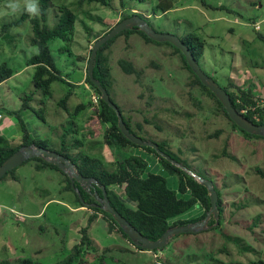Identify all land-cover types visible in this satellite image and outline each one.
Wrapping results in <instances>:
<instances>
[{
  "label": "rangeland",
  "instance_id": "1",
  "mask_svg": "<svg viewBox=\"0 0 264 264\" xmlns=\"http://www.w3.org/2000/svg\"><path fill=\"white\" fill-rule=\"evenodd\" d=\"M60 1L76 14L71 55H57L56 49L61 45L58 40L50 41L48 47L61 79L72 83L80 76V60L76 56L83 55L88 62L90 47L87 42L115 24L120 8L117 0H112L110 7L98 4L75 6V0ZM125 1L127 7L134 8L132 12L139 13L157 33L176 37L187 33L197 35L204 42L203 54L198 61L204 73L220 86H226L231 80L242 89L251 87L252 95L259 99L256 102L264 101V41L259 38V35L264 38V0H204L211 8L202 7L196 0H171L172 8L165 13L158 10L152 13L156 0ZM7 2L0 0V64H6L15 72L24 67L26 60L36 51L28 43L31 36L29 24L24 21L17 27L1 28L21 14L29 18L34 16L24 11L5 15ZM218 6H223L224 10L216 9ZM254 22H259L260 31L254 30ZM54 23V11L50 8L46 25L51 27ZM109 50L110 97L121 109L131 112L124 113L122 109L126 122L127 118L149 122L139 131L132 127V120L127 122L128 126L144 139L168 150L194 174H200L217 185L223 197V227L220 225L219 231L179 234L154 255L139 251L114 230L109 232L107 221L102 217L98 216L88 224L91 211L84 206L74 209L73 194L62 190L61 175L49 169L35 170L36 163L27 161L16 168L12 175L14 180L9 176L0 180V259L28 258L41 264L56 263L77 243L79 230L86 228L92 247L97 252H105L107 264H249L259 259L264 262V178L255 172L264 169V140H244L237 132L231 134L228 142L226 133L219 134L218 139L207 140L205 134L216 129L228 132V124L207 110L208 99L194 92L192 96L201 99L200 106L204 111L193 108L187 100L185 87L190 74L168 45L144 44L136 35L126 40L118 36ZM121 59L141 71L138 83L134 82L133 75H125L119 69L117 61ZM32 73L33 69L28 68L17 78L0 85V101L8 108L6 110L15 111L25 101L33 109L39 108L44 113L42 117L46 112V126L50 127L47 132H43L42 127L35 130L31 124L36 118L33 113L27 110L18 113L32 139L45 140L53 146L63 128L68 134L67 141L72 137L79 138L80 118L90 111L86 109L78 113L74 122L77 129L73 128L66 123L65 112L62 114L57 106L67 86L59 81L52 83L50 99L42 100L36 93L29 96L33 90ZM76 89L80 97L76 98V92L72 98L82 102L89 99L91 91L87 94L81 87ZM39 100L44 106L37 102ZM70 101L76 103L75 99ZM11 117L5 115L0 124L9 119L18 134L16 121ZM74 129L75 133L72 132ZM33 131H38L39 137ZM17 134L10 139L15 140ZM91 139L100 142L98 137ZM226 142L225 156L220 157ZM88 146L84 145L82 151L101 159L110 169L111 151L100 144L91 149ZM138 152L132 150L133 154ZM142 157L148 160L147 172L159 174L166 180L168 188L175 189L174 176L163 171L155 161ZM196 210L194 208L177 218L191 219Z\"/></svg>",
  "mask_w": 264,
  "mask_h": 264
},
{
  "label": "trees",
  "instance_id": "2",
  "mask_svg": "<svg viewBox=\"0 0 264 264\" xmlns=\"http://www.w3.org/2000/svg\"><path fill=\"white\" fill-rule=\"evenodd\" d=\"M129 1L140 3L147 2L148 0H128V2ZM196 1H198L202 7L211 8L204 2V0ZM111 2L112 0H75L73 4L75 6H80L82 4H98L102 7H110ZM117 2L120 8L119 18L117 21L133 15H138L139 17H141L139 13L132 12V10H135L134 8L127 7V2L125 0H117ZM38 4L40 9L39 15L29 18L26 14H21L17 19L4 24L1 28L2 30H5L6 28L17 27L20 26L24 21H28L31 31V36L28 39V43L36 50L35 53L32 54L25 62L26 66H31L33 69L31 77V85L33 90L32 92H30L29 96H31V93H36L41 95L40 98L42 100L50 99L52 95L50 85L52 84V82L59 81L66 85L67 90L58 100L57 106L64 108L62 110H64L66 114L68 124H70L73 128L76 127L74 124L75 115L82 112L83 110L91 108V115L88 119L97 122V129L95 128L92 131H89V135L90 138L98 137L100 142H98L97 144H100L105 149H109L111 151L110 153L112 159L111 161H109L108 165L110 169H107L104 166V163H102L103 161L101 159L91 157L87 153L83 152L82 149L84 147V144L83 141H80L79 138H72V141H67L68 134L66 130L63 135L59 137V141L54 143L53 146L47 144L44 140L30 139L26 127L23 124V121L20 119L18 113L20 111L28 110L33 113L40 121L42 120L43 114L39 108L35 110L25 101L21 103L17 110L7 112V114L11 115L16 121L20 135L19 141L14 144L9 143L6 139L0 136V164L17 148L21 146H27L29 144H34L43 149L53 151L57 154L62 155L73 164L74 169L80 176L84 178H92L98 183V185L102 186L104 188L105 195L110 206L136 231L150 240L157 239L167 228L171 226L184 225L203 219L206 211L209 209V201L205 189L198 185L193 180V178H191L185 172L181 171L177 167L171 165L169 162L161 158L152 148L135 146L126 138H124L116 127V116L114 111L100 100V95L97 88L89 81L86 74L84 77V83L86 85L87 94L90 91L93 92L98 99V104L96 106H93L89 98L88 100L80 102L75 106L68 107L67 100L69 98V88H74V86L67 85L64 80L61 79L58 71L56 70L57 68L55 66L54 57H52L50 54L48 44L52 40H58L60 41L61 45L56 49L57 55L60 57L71 55L70 46L72 42L73 26L74 22L76 21V14L71 11L64 4V2H61L60 0H38ZM50 8L53 9L55 18V23L51 27L46 25L47 11ZM171 8V0H156V3L152 8V13H154L156 10H158L160 13H165ZM215 8L224 10L223 6H218ZM96 21L101 22L99 19H97ZM111 27L112 26L107 27L106 31ZM105 32L94 36L91 40L88 41V43H93L99 36H101ZM131 34H136L145 43L165 44L171 47L173 49V53H175L179 57L182 67L190 74V78L188 82L185 83V87L187 88V100L192 104L193 108L199 112L204 111V109L200 106L201 99L193 97L192 92L197 94V96L200 95L201 98L203 95V98L208 99L209 105L207 107V110H209V112L214 116L216 115L215 117H221L222 119L226 120L228 124V132L216 129L212 133L210 132L208 134H205L207 140L218 139L219 134L226 133V141L228 142V139H231V134L236 132L240 134L244 140H264V137L253 136L244 132L243 130L238 128L230 119L227 118L224 109L221 107L215 97L205 87H203L198 82L196 77L190 72L181 53L177 49H175L168 43L153 42L148 39L143 33L135 29L123 31L103 44L96 52L95 65L92 71L93 78L97 80L102 88L106 91L109 96V100L118 109L122 122L131 134L140 138L144 142L155 144L159 151L169 156L176 163L181 164L189 169L184 163H182L179 159L173 157V155H171V153L168 150L164 149L161 145H158L151 140H146L138 133L132 131V129L127 124V122L131 123L132 119L127 118L126 122V120L123 118L121 107L116 105V103L110 97V67L108 65L109 59L106 52L109 50L113 41L118 36L128 38V36ZM178 38L183 43V45L188 48L194 61L198 64V61L203 54V40L194 33H187L179 36ZM259 38L264 41V38L261 35H259ZM90 45L91 44H89V46ZM76 57L81 61V58L79 56ZM117 66L125 75H133L134 82H139L138 79L139 77H141V71L134 68L131 62L121 59L117 61ZM12 74V69L8 68L4 63L0 64V83L10 78ZM206 75L211 77L208 74ZM212 80L215 81V79L213 78ZM220 87L226 92L228 98H230L232 106L238 113H240L243 117L256 125L264 124V104L258 106V103L256 101H258L259 99L252 95L251 87L242 89L241 87L236 86L231 80H228L226 86ZM40 104L44 105V102L40 101ZM132 121V127L134 126V128L137 130H141L143 124L149 123L145 119H133ZM72 132L75 133V129L72 130ZM82 134L84 135V133ZM227 142L224 143L222 147L220 157L225 156L228 145ZM95 144V142H91L89 145L94 146ZM132 150H139L138 153L140 155L136 153L133 154ZM142 156H146L149 160L151 159L155 161L158 165H160L163 171L170 174V176H174L176 178L175 189L172 190L168 188L166 185V180L159 174L147 172V159H144ZM28 161H34L36 163L34 166L35 170L49 169L56 171L61 175V181L63 183L62 190L71 192L73 194V205L75 206L74 209L82 207V202L87 204L94 203V194L98 195L99 197L101 196V191L98 187H94L95 193L93 194L92 189H89V191L87 192L81 189L76 183H74V186L79 191L80 198H78L77 195L71 190L69 179L55 166L36 158L30 159ZM15 170L16 168L9 171L0 180L4 179L7 176L11 177V179L14 180L12 175ZM255 172L260 177L264 178V169L259 168L255 170ZM197 175L204 179H207L200 174ZM208 180L210 181V179ZM212 185L217 195L216 208L218 210V224L217 226L209 230L219 231V229L221 230L220 225H222L223 227V222L225 221V218L223 216V197L222 194L218 192L217 185L213 183ZM194 208L197 209L195 211V217L193 216L188 220L177 218L180 215L193 210ZM88 210L91 211L90 216H88L87 218L88 224L95 220L96 217L100 216L105 221H107L109 232L114 230L118 235H120L121 238H123L129 245H131L126 236L121 233L120 229L115 225V222L109 215L105 214L98 208H88ZM212 223L213 220L210 219L208 221V224L211 225ZM249 230L252 231V229ZM137 250L143 251L140 249ZM160 250H152L150 253L154 255ZM105 256L106 255L104 251L97 252V250L92 247L91 241L86 236V228H82L79 230V238L77 243H75L71 247L67 255H65L60 261L53 264H107L105 262ZM0 264L41 263L39 261H33L28 258H23L13 261L0 259ZM249 264H264V262L259 259L257 261H252Z\"/></svg>",
  "mask_w": 264,
  "mask_h": 264
},
{
  "label": "water",
  "instance_id": "3",
  "mask_svg": "<svg viewBox=\"0 0 264 264\" xmlns=\"http://www.w3.org/2000/svg\"><path fill=\"white\" fill-rule=\"evenodd\" d=\"M135 29L143 33L148 39L156 43H168L175 49H177L184 61L186 66L189 68L190 72L196 77L198 82L205 87L219 102L221 107L224 109L227 118L230 119L238 128L244 132L251 134L253 136L264 137V124L256 125L251 121L247 120L240 113H238L232 106L230 98L222 88L212 80L211 77L207 76L198 64L194 61L192 55L190 54L188 48L183 45L178 37L170 34L157 33L151 26L145 21V19L139 17L138 15H133L117 21L111 28H109L104 34L99 36L90 46L89 58L86 66V75L89 81L97 88L100 100L105 103L109 108H111L116 116V127L124 138H126L130 143L139 147H150L152 148L161 158L169 162L171 165L177 167L181 171L189 175L193 180L203 187L206 191V195L209 201V209L206 211L203 219L184 225H176L167 228L157 239L150 240L142 236L138 231H136L124 218H122L109 204L104 188L92 179L84 178L80 176L74 169L73 164L65 157L57 154L53 151L43 149L34 144H29L27 146H21L17 148L11 155H9L0 164V179L3 178L9 171L17 168L24 162L30 159H40L50 165L55 166L61 173H63L70 183L71 190L80 198L78 189L74 186L76 183L81 189L89 191L93 190L94 187H98L101 191V196L94 194V203L82 204L86 208H98L105 214L109 215L115 222V225L120 229L129 243L140 250L151 252L152 250H160L164 248L170 240L179 234H194L201 231L209 230L218 224V210L216 208L217 195L213 189L212 182L208 179H204L192 171L187 169L181 164L173 161L169 156L165 155L158 150L155 144L144 142L140 138L131 134L124 123L122 122L120 113L114 104L109 100V96L106 91L102 88L100 83L95 80L92 76L93 67L95 65V56L97 50L105 44L107 41L111 40L119 33L127 30ZM213 220L211 225L208 224L209 220Z\"/></svg>",
  "mask_w": 264,
  "mask_h": 264
},
{
  "label": "crops",
  "instance_id": "4",
  "mask_svg": "<svg viewBox=\"0 0 264 264\" xmlns=\"http://www.w3.org/2000/svg\"><path fill=\"white\" fill-rule=\"evenodd\" d=\"M254 4V3H253ZM133 11V10H132ZM118 18L119 17H117V19H115V21H117L118 20ZM256 23H259V22H255L254 24H256ZM261 30V29H260ZM259 30V31H260ZM133 35H136V34H131V35H129V36H133ZM128 36V37H129ZM137 36V35H136ZM139 37V36H138ZM140 38V37H139ZM125 40L127 39V38H124ZM141 39V38H140ZM141 41L144 43V44H147V43H145L142 39H141ZM89 44L90 43H88L87 42V47L89 46ZM90 47V46H89ZM127 47V46H126ZM108 55H109V53H110V50H108L107 52H106ZM80 58H81V61H79V63H80V69H79V71H80V76H77V78L76 79H74L73 81H72V83H68L67 81H65L64 80V82L67 84V85H69V86H74V88L72 87V88H69V98H68V107H72V106H75L76 104H78V103H80V102H82V101H79L78 99H79V94L80 93H78L77 92V89L76 88H78V87H81L82 88V91H83V93L84 92H86L87 93V89H86V85H85V83H84V77H85V72H86V69H85V72H83V70H84V67H85V65H86V62H87V57L85 58V56H79ZM28 68H32L31 66H26V65H24V67H22L21 69H19V70H17V71H15V72H13V74H12V76L10 77V78H8L7 80H5V81H3V82H1L0 83V85L1 84H5L7 81H9V80H11V79H15V78H17L19 75H21L22 74V72L23 71H25L26 69H28ZM86 68V67H85ZM54 82H57V81H54ZM54 82H52V83H54ZM237 86V85H236ZM239 87V86H238ZM50 89H51V87H50ZM78 93V96L76 97V98H78V99H76V98H72L71 96H74L75 95V93ZM51 93H52V90H51ZM75 99V102L76 103H74V104H71V101L70 100H74ZM37 102H39L40 103V100L39 101H37ZM58 102V101H57ZM72 105V106H71ZM4 106V104L0 101V119H2L3 117H5V115H7V117H9L10 115H8L7 114V112H10V111H13V110H6V109H8L7 107H3ZM42 106H44V105H42ZM59 109L61 110V112H62V114H64V110H62V109H64V108H62V107H59ZM123 109V108H122ZM15 110H17V109H15ZM88 110L90 111V113L89 114H86L85 116H84V118L83 117H81L80 119L82 120L81 121V129H80V137H79V139H80V141L82 140L83 141V144L84 145H89L91 142H93V140L90 138V133H89V131H92L93 129H95V128H97V122L96 121H93V120H89L88 118H89V116L91 115V108H88ZM25 111V110H24ZM28 111V110H27ZM130 112L129 111V109H123V112L124 113H127V112ZM30 112V111H29ZM31 113V112H30ZM131 113V112H130ZM44 114V113H43ZM65 115V114H64ZM78 114H76L75 115V117H74V122H75V119H76V116H77ZM45 116H46V112H45V115H44V117H42V120L40 121V120H38L37 118H35V120H34V122H31V124L34 126V128H35V130H39V127H42V130H43V132L44 131H48V129L50 128H48V126H46V121H45ZM49 116V115H48ZM65 117H66V115H65ZM12 118V117H11ZM62 118H63V116H62ZM30 121V120H29ZM65 122V121H64ZM39 123V124H38ZM66 123H68V121H66ZM70 125V124H69ZM76 126V125H75ZM26 127V126H25ZM44 127H46V129L44 128ZM27 128V127H26ZM89 128H91L90 130H89ZM75 129H77L76 127H75ZM61 131H62V133L59 135V137H61L62 135H63V133L65 132V128H63V130L61 129ZM27 132H28V134H29V137H30V139H32V136H30L31 135V133H30V130H29V128H27ZM33 132H35V131H33ZM38 132V131H37ZM37 132H35L36 133V135H37V137H39L38 136V134H37ZM43 132H41V134L43 133ZM72 133V132H71ZM82 133H84V135L82 134ZM17 134V131L16 130H14V127H13V122L11 123V121H9V119H7V121H6V123L5 124H3V125H1L0 124V136L1 137H3L4 139H6L9 143H12V144H14V143H17L18 141H19V133L17 134V136H16V138H15V140H13V139H10L12 136H15ZM43 137H46V136H44V135H42ZM84 136V137H83ZM73 138V137H72ZM72 138H70L69 139V141H72ZM32 140H40V139H32ZM45 141V140H44ZM59 141V139L56 141V142H58ZM55 142V143H56ZM96 144L98 143V142H95ZM88 148L89 149H91L92 148V146L91 145H89L88 146ZM146 157V156H145Z\"/></svg>",
  "mask_w": 264,
  "mask_h": 264
},
{
  "label": "clouds",
  "instance_id": "5",
  "mask_svg": "<svg viewBox=\"0 0 264 264\" xmlns=\"http://www.w3.org/2000/svg\"><path fill=\"white\" fill-rule=\"evenodd\" d=\"M5 15L17 14L21 11L27 12L30 15H39L40 9L38 0H8L5 5Z\"/></svg>",
  "mask_w": 264,
  "mask_h": 264
},
{
  "label": "built area",
  "instance_id": "6",
  "mask_svg": "<svg viewBox=\"0 0 264 264\" xmlns=\"http://www.w3.org/2000/svg\"><path fill=\"white\" fill-rule=\"evenodd\" d=\"M253 28H254L255 31H259V30H260V25H259V23L253 24ZM89 98H90V101H91V103L93 104V106H96V105L98 104V99H97V97L94 95L93 92H90V93H89ZM261 102H262V103H258V106L264 104V101L261 100Z\"/></svg>",
  "mask_w": 264,
  "mask_h": 264
}]
</instances>
